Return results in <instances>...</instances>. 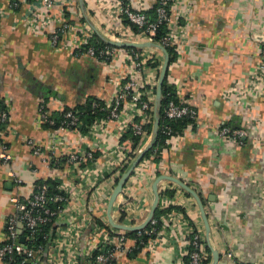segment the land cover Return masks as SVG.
Here are the masks:
<instances>
[{
  "label": "crops",
  "instance_id": "crops-1",
  "mask_svg": "<svg viewBox=\"0 0 264 264\" xmlns=\"http://www.w3.org/2000/svg\"><path fill=\"white\" fill-rule=\"evenodd\" d=\"M74 1L71 6L56 0L55 7L41 12L38 18H61L65 14L73 27L71 40L74 35H85L89 26L93 35L106 44V41L146 44L138 36L124 40L111 31L119 26L127 27L113 0H84L96 31L85 20L78 0ZM126 1L134 9L147 11L155 4V0ZM18 3L19 0H0V14H3L0 20V104L10 117L4 139L13 157L9 166L0 159V242L4 241L8 217L16 212L11 202L13 197H28L39 181L61 180L69 191L77 188L80 183L75 175L77 168L67 163L63 148L79 154L87 150L95 152L96 166L101 169L112 161H119L121 150H132L130 138L119 140V123L115 121L92 143L82 141L81 136L71 130L44 127L42 106L54 115L83 105L89 97L109 101L117 90L112 79L127 73L129 67L124 64L123 56L104 63L81 54L80 45L55 48L50 35L57 31L61 20H54L44 31L36 29L25 20L35 11L33 5L25 3L18 8ZM171 13L173 21L177 20L184 27L185 34L175 49L168 82L180 102L197 110L198 120L168 141L158 162L142 163L136 168L114 205L113 220L126 226L144 224L154 202L155 181L160 176H170L195 190L202 199L211 227L210 246L219 253V264H233L230 253L243 264H264L263 143L248 139L240 145L219 133L220 127L232 124L264 138V91L263 94L249 91L248 97L242 98L236 90L240 82L251 81L262 59L263 45L259 36L264 33V0H179ZM116 48L121 49L122 54L138 49ZM145 53L161 56L154 50ZM159 61L162 67L164 57ZM160 66L153 71L157 83ZM155 98L156 93L152 96L153 110ZM151 136L152 133L146 146ZM26 139H33L40 146L41 157L34 156ZM51 159L56 160L52 166ZM10 171L24 181L22 186L9 178ZM118 174L102 171L94 174L91 182L98 180L97 185H84L71 203L73 209L86 211L94 220L81 237V253L89 245L96 221L103 226L110 225L107 207L119 180ZM167 191L174 193L176 204L180 203L188 219L203 231L210 250L196 200L190 194L188 197L177 184L164 180L159 184L158 208L161 210L167 206L164 199ZM60 226L65 227V224ZM134 243L132 240V245ZM177 257L176 252L160 243L156 254L148 249L124 253L118 255L115 264H176ZM46 260L44 264H50ZM212 262L213 256L210 264Z\"/></svg>",
  "mask_w": 264,
  "mask_h": 264
},
{
  "label": "built area",
  "instance_id": "built-area-1",
  "mask_svg": "<svg viewBox=\"0 0 264 264\" xmlns=\"http://www.w3.org/2000/svg\"><path fill=\"white\" fill-rule=\"evenodd\" d=\"M113 1L120 18H126L128 21L125 28L120 26L115 29L110 28L121 39L129 40L131 36L135 35L143 39L145 43L158 44L166 49L167 47L176 49L182 43V36L185 34L184 27L177 20L174 22L171 15L173 6L179 0H155L157 19L153 23L149 22L146 15L147 10L134 9L127 4L126 0ZM61 2H66L71 6L75 3L74 0H61ZM25 3L32 4L35 10L25 20L36 29L44 31L51 26L54 20H61L57 31L50 35V41L55 48L66 49L71 45H80L81 54L97 61L102 60L101 62L104 63H111L123 56L124 64L129 67L127 73H120L115 79H112L111 82L117 86V90L109 101H103L105 107L102 110L106 111V115L96 118L87 133H81L82 123L77 117L78 112L74 111L64 114L63 126L60 129L76 132L81 136L82 141L92 143L107 131L111 122L115 121L119 123L117 134L121 142L130 131L140 137L141 142L134 148L132 141V150H121L119 161H112V164L103 167L104 169L96 166L95 152L87 150L84 154L82 152L79 154V152L67 151L63 148L62 152L65 154L64 158L67 163L77 168L78 172L75 175L80 180L77 190L69 191L65 183L56 180L57 193L54 195L49 193L48 185L43 183L35 184L32 193L26 198L13 197L11 202L15 205L16 212L8 217L5 223L4 241L0 242V264H44L46 258V262L48 261L50 264H115L118 255L124 253L148 249L152 254H156L160 243L168 250L176 252L178 256L176 264H205L212 253L208 251L204 233L188 219L186 209L180 203L176 204L175 196L164 198L167 206L163 210L172 207L180 208V210L174 209L163 215L160 219L162 222L160 228L158 227L159 220L153 218L148 225L149 229L147 226L144 230L137 232L138 238L141 240L140 244L135 241L132 245V239L127 235L130 232L116 230L110 225L103 226L100 221H96L88 239L89 245L81 253V237L94 220L86 211L73 209L71 203L79 196L84 185L91 183L94 186L97 185L98 180L91 182V177L94 174H99L100 171L103 174L119 172L118 178H120L124 173L122 170L126 166L129 167L141 152L140 149L146 146L151 134H148L144 127L151 121L152 96L155 95L158 84L153 71L157 69L159 58L163 57V53L157 48H144L143 50L132 49L130 52L122 54V50L114 46L98 51L88 45L94 36L93 30L89 26L85 30V35L82 37L74 35V39L71 40L69 36L72 35L73 27L66 20L65 14L62 16L63 18L45 19L47 16L38 18L41 17V12L53 9L56 0H19L16 6L20 8V5ZM66 3L65 5H67ZM2 16L3 14H0V20ZM164 23L168 26L169 31L162 42L158 43L154 38L158 27ZM259 40L263 45L261 62L256 66L251 81L240 82L239 88H236L242 98L248 97L249 91L255 94H263L264 91V33L259 36ZM146 50H154L161 56L158 58L156 55L146 54ZM158 70L160 72L161 66ZM165 113L169 120L186 118L192 122L198 120L197 110L186 102H180V104L175 101L169 102ZM40 114L44 124L49 122L50 114L44 106L40 108ZM9 122V113L0 104V159L6 166L13 162L9 145L4 139ZM166 132L169 133L170 130ZM219 133L223 138L233 143L243 145L246 140L251 139L256 144L262 142L264 147V138L255 136L245 127L231 130L223 125L220 127ZM169 140L166 141V144ZM25 143L32 150L34 156L41 157L43 155L42 149L33 139H26ZM157 155L156 150L149 158H144L140 165L142 163L153 164ZM55 161L52 160L50 166ZM8 176L17 186L23 185L24 181L18 178L14 172L10 171ZM116 184L117 182L115 186ZM94 199L97 200L95 196ZM54 220L55 223L51 226ZM61 224H65V227L60 226ZM48 227H52L48 245L38 243V238ZM145 236L149 240L143 243L142 239ZM22 237L24 238L23 242H21ZM43 240L48 241V235H44ZM106 248L107 250L103 251ZM228 256L232 259L233 264H243L236 261L231 253Z\"/></svg>",
  "mask_w": 264,
  "mask_h": 264
},
{
  "label": "trees",
  "instance_id": "trees-1",
  "mask_svg": "<svg viewBox=\"0 0 264 264\" xmlns=\"http://www.w3.org/2000/svg\"><path fill=\"white\" fill-rule=\"evenodd\" d=\"M156 10H157V5L155 4L149 11L146 12V15H147L150 23L155 22L157 19ZM124 20H125L124 23L128 24V21L126 20V18ZM168 31L169 30H168V26L166 25V23L160 25L157 29V33H156L154 40L158 43H161L162 40L166 37ZM88 43H89L88 44L89 46L96 48L98 51L100 49L105 48V47H111V45L102 42L96 35H94ZM167 50L170 54V65H171V63H173L175 61V57H176L175 49L172 47H167ZM157 66H160V64H158ZM168 77H169V71H168V75H167V78H166L164 86H163L162 102H161V116H160V126H159L158 137H157V140H156V143H155L153 149L149 153H147V155L145 156V159H147L152 155V153L154 151L157 150L158 155L155 159V162H158L161 159V153H162V150L166 147V141L167 140H169L170 138H172L174 136H178V135L182 134L184 132V130L187 128V126H189L191 124H195V122H192L191 120H189L187 118L186 119H178V120H169L166 117L165 109L167 108L169 102L175 101L176 103L180 104V100L177 98L176 90L169 84V82H168L169 78ZM155 93H156V91H155ZM104 107H105V103L103 101L98 100L97 98H94V97H89L83 105L77 106L75 109H71V110L66 109L65 112H63L62 114L54 113V115H50L49 122L45 123L44 127L50 128L52 130L60 129L61 126H63L62 124L64 121V114L66 112H69V111H74V112H78L77 117L79 119V122L82 123L80 131H81V133L85 134L88 132L89 127L94 123L96 118L103 117L104 115H106V111L102 110ZM150 117H151L150 123H148L144 127L145 130L148 132V134H151L153 131V123H154L153 105H152V108L150 111ZM224 126L227 128H230L231 130L239 129V127L233 126L232 124H226ZM167 130H170V132L167 133L166 132ZM126 138H130L133 141L134 148H136L139 145V143L141 142V138L138 136H135L132 131H130L128 134H126L124 136V139H126ZM127 169H128V167L126 166V168L122 171L125 172ZM43 183L48 185L49 193H51L53 195L55 193H57V191H56L57 184L55 183V181H45V182L39 181L36 183V185H40ZM165 194H167L170 197H173V195H174L173 192H169V191H167ZM186 195L188 197H191L189 194H186ZM174 209L180 210V208H175V207L168 208L166 210H161L160 208L157 209L155 216H154V219L159 220V225H158L159 228L162 226V222L160 220L161 217L163 215L167 214L168 212H171ZM122 219H124V216L122 217ZM54 223H55V220L51 226H53ZM51 228L52 227L45 228L42 236H40L38 238V243H40V244L43 243L45 245H48L49 239L51 238V235H50ZM149 228H150V226L147 227V229H149ZM44 235H48V241L43 240ZM127 235L130 239L137 241V244H140L141 240L138 238L137 232H130ZM148 240H149V238L146 236L143 237V239H142L143 243H146ZM141 248H142V246H141ZM106 250H107V248L104 249L103 251H106ZM208 251L210 252L209 249H208ZM137 252L138 251H135L133 253H137ZM211 261H212V256L209 258V260L205 264H210ZM186 263H188V260H186Z\"/></svg>",
  "mask_w": 264,
  "mask_h": 264
},
{
  "label": "water",
  "instance_id": "water-1",
  "mask_svg": "<svg viewBox=\"0 0 264 264\" xmlns=\"http://www.w3.org/2000/svg\"><path fill=\"white\" fill-rule=\"evenodd\" d=\"M78 2H79V5L81 7V10H82V13H83L85 20L96 31L95 27L93 26V24L90 21V18L88 17V12L86 9L85 1L84 0H78ZM106 42L111 46L120 47V48H138V49L157 48L163 53V57H164V62H163V65L161 67V70H160V74L158 77L157 89H156V98H155L154 110H153L154 123H153V131H152L151 140L147 144V146L139 153V155L134 159V161L131 163V165L128 167V169L123 173V175L119 178V180H118V182H117V184L113 190V193L109 199V202H108L107 217H108L109 224L116 230H122V231H127V232H138V231L144 230L149 225L150 221L154 218L155 213L157 211L159 200H160V194H159L160 182H162L164 180L173 182V183L177 184L178 186H180L185 192L190 194L196 200V202L200 208L201 215H202L204 225L206 228L207 243H208V246H209V248L212 252V256H213L212 264H219L220 255L215 249H213L210 246L211 227H210V223H209L208 216L206 214L202 199L200 198L199 194L195 190H193L192 188H190L189 186H187L186 184H184L180 180H177L173 177L160 176L155 181V183L153 185V191H154V196H155L154 202H153L149 217L147 218V220L145 221L144 224H142L141 226H126V225L117 224L114 222L113 217H112V211H113L114 205H115L118 197L122 193L124 186L128 183L133 172L136 170V168L143 161V159L145 158L147 153H149L153 149V147L156 143L158 133H159V126H160L163 86H164V83H165V80L167 78L168 71H169L170 54L165 47L158 45V44H154V43L135 44V43H116V42H111V41H106ZM23 241H24V238L21 239V242H23Z\"/></svg>",
  "mask_w": 264,
  "mask_h": 264
}]
</instances>
